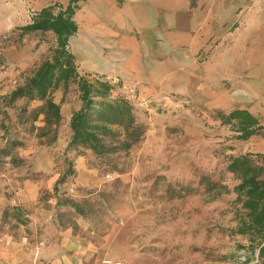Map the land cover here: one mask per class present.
Instances as JSON below:
<instances>
[{"label": "rangeland", "instance_id": "obj_1", "mask_svg": "<svg viewBox=\"0 0 264 264\" xmlns=\"http://www.w3.org/2000/svg\"><path fill=\"white\" fill-rule=\"evenodd\" d=\"M33 5L31 0H0V95L51 56L52 33L20 37L13 31L31 22ZM253 6L235 26L229 19L211 32L209 45L196 55L205 64L199 70L207 73L187 93L154 96L151 90L139 95L137 88L127 91L121 82L109 80L133 104L146 131L127 153L111 157L113 170L97 164L90 153L75 161V174L60 191L90 208L89 217L57 207L53 196L76 92L71 90L62 103L63 123L54 145H40L34 133L20 129L24 145L7 157L0 153V264H21L27 253L34 264L46 245L41 234L47 222L82 238L87 248L83 264H245L249 252L238 245L247 242L231 234L235 195L210 200L198 183L206 177L231 189L237 181L225 172L224 156L264 152V135L235 140L232 128L213 117L217 110L241 108L264 124V4L260 16ZM53 97L59 102L62 91L55 90ZM4 147L0 132V151ZM181 184L195 192L169 198L166 187ZM7 206L20 208L26 222L3 219Z\"/></svg>", "mask_w": 264, "mask_h": 264}, {"label": "trees", "instance_id": "obj_2", "mask_svg": "<svg viewBox=\"0 0 264 264\" xmlns=\"http://www.w3.org/2000/svg\"><path fill=\"white\" fill-rule=\"evenodd\" d=\"M81 1L84 0H68L65 5L58 2L48 4L32 17L31 22L13 29L20 37L36 31L50 32L55 45L51 56L41 61L23 83L0 95V132L5 143L0 153L7 157L11 149L24 145L25 134L19 136L22 127L26 134L34 133L40 145H54L63 123L62 103L74 90L77 104L67 120L68 135L61 155V170L53 185V196L57 207H69L77 215L89 217L90 208L60 191L75 174V161L90 153L97 164L113 170L111 157L127 153L143 137L146 127L138 120L133 104L118 92L115 84L103 76L78 69L68 41L77 31L73 16ZM57 89L62 91L59 102L53 97ZM33 102L38 104L32 106ZM213 117L232 128L235 140L247 141L264 135V124L246 109L217 110ZM36 122L40 124L36 125ZM224 158L225 172L237 181L233 187L229 189L226 184L206 177H201L198 184H203L210 200L223 194L235 195L234 204L237 206L233 219L236 224L231 228V234L247 242L238 245L249 252L245 264L251 258H254L253 264H264V152L229 154ZM10 161L16 164L17 160L11 158ZM166 188L170 192L169 198H182L195 192V188L182 184ZM2 217L26 222L17 206H7Z\"/></svg>", "mask_w": 264, "mask_h": 264}, {"label": "crops", "instance_id": "obj_3", "mask_svg": "<svg viewBox=\"0 0 264 264\" xmlns=\"http://www.w3.org/2000/svg\"><path fill=\"white\" fill-rule=\"evenodd\" d=\"M67 1L31 0L33 14ZM262 4L264 0H84L74 13L77 31L68 42L82 72L121 82L127 91L135 87L139 95L151 90L154 96L187 93L207 73L199 70L205 64L196 55L209 45L211 32L229 19L235 26L251 5L260 16ZM247 27L250 31L252 25ZM44 227L46 245L34 264H83L87 248L81 237L48 222ZM26 255L21 264H31Z\"/></svg>", "mask_w": 264, "mask_h": 264}, {"label": "built area", "instance_id": "obj_4", "mask_svg": "<svg viewBox=\"0 0 264 264\" xmlns=\"http://www.w3.org/2000/svg\"><path fill=\"white\" fill-rule=\"evenodd\" d=\"M245 258H243V260H244ZM254 263V260H252L250 263H248V264H253Z\"/></svg>", "mask_w": 264, "mask_h": 264}]
</instances>
